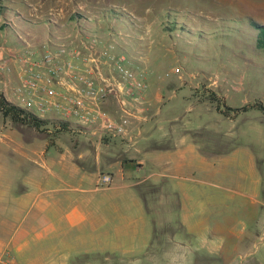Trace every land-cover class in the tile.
<instances>
[{
    "label": "crops",
    "instance_id": "obj_1",
    "mask_svg": "<svg viewBox=\"0 0 264 264\" xmlns=\"http://www.w3.org/2000/svg\"><path fill=\"white\" fill-rule=\"evenodd\" d=\"M0 39V67L8 68L0 70V93L15 104L25 46ZM32 42L41 52L45 41ZM140 71L148 88L144 112L128 119L130 138L63 132L77 152L67 160L65 134L35 148L37 131L0 113V261L7 255L15 264H264V116L249 110L225 117L201 99L202 90L212 91L240 108L260 101L257 93L227 105L228 93L242 87L191 73L150 86L148 72ZM121 105L128 107L126 97ZM121 105L109 97L103 109L118 119ZM50 148L61 157L48 159ZM103 174L112 179L107 187L98 186Z\"/></svg>",
    "mask_w": 264,
    "mask_h": 264
},
{
    "label": "rangeland",
    "instance_id": "obj_2",
    "mask_svg": "<svg viewBox=\"0 0 264 264\" xmlns=\"http://www.w3.org/2000/svg\"><path fill=\"white\" fill-rule=\"evenodd\" d=\"M112 11L120 16L113 17ZM250 19L264 25V0H0V35H7V43L18 39L29 46L39 38L53 44L72 41L76 46L78 22L85 33L114 43L132 62V69L146 70L150 86L165 84L160 79L169 84L178 75L188 79L191 73L200 81L242 87L227 95L226 104L237 106L256 93L264 105V52L253 44ZM165 73L167 77H157ZM15 88L18 97V85ZM176 102L183 103L180 98ZM257 116L261 114L255 112L253 117ZM244 122L239 119L240 129ZM259 128L264 141V121ZM37 134L30 144L35 148L46 141L45 135ZM64 134L60 143L67 160V154L77 152ZM258 154L264 165V143ZM58 157L50 148L47 158Z\"/></svg>",
    "mask_w": 264,
    "mask_h": 264
},
{
    "label": "built area",
    "instance_id": "obj_3",
    "mask_svg": "<svg viewBox=\"0 0 264 264\" xmlns=\"http://www.w3.org/2000/svg\"><path fill=\"white\" fill-rule=\"evenodd\" d=\"M76 29L80 38L76 46L60 39L62 44L45 41L40 53L31 46L24 47L15 105L40 119L54 114L58 116L56 121L70 125L71 133L96 135L99 140H128V119L144 112L143 93L148 85L142 73L132 69L128 57L116 52L114 43L85 33L78 24ZM0 70L8 68L1 66ZM167 76L165 73L158 77ZM109 97L120 105L123 97L128 99V107L120 106L118 119L103 109ZM111 182L108 174L98 178L99 187ZM0 264L15 263L6 255Z\"/></svg>",
    "mask_w": 264,
    "mask_h": 264
},
{
    "label": "trees",
    "instance_id": "obj_4",
    "mask_svg": "<svg viewBox=\"0 0 264 264\" xmlns=\"http://www.w3.org/2000/svg\"><path fill=\"white\" fill-rule=\"evenodd\" d=\"M112 13L113 17L120 16L118 13L116 14L115 11H112L111 14ZM77 24L80 25L78 22ZM248 31L254 33L252 40L255 48L258 51L264 52V25H259L250 19ZM201 99L213 105L215 110L225 117H233L249 110H256L264 116V105L261 101H255L240 108H230L227 107L224 101L212 91L202 92ZM0 113L4 119H8L18 128H30L45 135L49 146L52 145L53 136L71 130L69 127L70 125L65 122H50L28 113L17 105L9 102L2 93H0Z\"/></svg>",
    "mask_w": 264,
    "mask_h": 264
}]
</instances>
